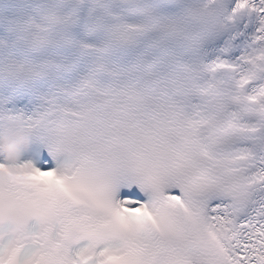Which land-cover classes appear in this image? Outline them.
I'll return each mask as SVG.
<instances>
[{
  "label": "snow or ice",
  "instance_id": "1",
  "mask_svg": "<svg viewBox=\"0 0 264 264\" xmlns=\"http://www.w3.org/2000/svg\"><path fill=\"white\" fill-rule=\"evenodd\" d=\"M0 264H264V0H0Z\"/></svg>",
  "mask_w": 264,
  "mask_h": 264
},
{
  "label": "clouds",
  "instance_id": "2",
  "mask_svg": "<svg viewBox=\"0 0 264 264\" xmlns=\"http://www.w3.org/2000/svg\"><path fill=\"white\" fill-rule=\"evenodd\" d=\"M31 138L28 130L19 121H10L0 126V161L11 166L20 161L22 154L28 150ZM7 175L0 171V176Z\"/></svg>",
  "mask_w": 264,
  "mask_h": 264
}]
</instances>
